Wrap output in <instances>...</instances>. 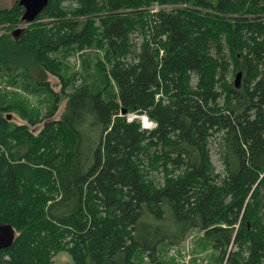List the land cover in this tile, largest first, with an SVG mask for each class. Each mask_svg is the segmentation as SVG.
Returning a JSON list of instances; mask_svg holds the SVG:
<instances>
[{"label": "trees", "instance_id": "obj_1", "mask_svg": "<svg viewBox=\"0 0 264 264\" xmlns=\"http://www.w3.org/2000/svg\"><path fill=\"white\" fill-rule=\"evenodd\" d=\"M23 13L0 8V81L53 101L39 120L0 96V264H173L193 231L219 264H264V0H51L14 37Z\"/></svg>", "mask_w": 264, "mask_h": 264}, {"label": "rangeland", "instance_id": "obj_2", "mask_svg": "<svg viewBox=\"0 0 264 264\" xmlns=\"http://www.w3.org/2000/svg\"><path fill=\"white\" fill-rule=\"evenodd\" d=\"M18 0H0V8H10L15 2ZM75 7V5H74ZM167 9V8H162L159 6H155L153 8V12H156V10L159 9ZM17 28H27V25H22L19 24L16 27H13V30ZM142 41V35L136 34L134 37V44H139ZM69 65V72L68 75H74L77 73V75H80L82 71V65L80 63V59L78 57H72L68 61ZM94 73V71H93ZM33 74L36 76L37 72L33 71ZM86 72H84V76H86ZM51 84L53 85L55 91L60 92L61 91V86L55 77L49 74H44ZM94 76V75H93ZM231 81H235V77H230ZM7 79L3 80V82L0 81V96H4L6 101L9 103H16L19 105L18 111L22 115H27L28 117H31L33 119H39L41 120L48 112L49 109L52 105L53 99L49 96L46 95H33L24 90V88L20 84H9L7 83ZM80 84V83H78ZM114 91H117V88L115 85H113ZM67 100L63 99V101L60 103L58 111L55 113L54 118L55 119H60L62 114L65 112V106H66ZM121 116H124L122 114ZM14 121L17 124H26L31 128L33 131H35L36 134L40 132V130L43 127V124H40L38 126L31 127L29 125V122L23 117H21L19 114H13ZM212 154V162L215 165L217 171L222 172L223 171V165L220 161L219 155H218V150L216 147L212 148L211 151ZM202 233L199 231H193L190 233L184 244L176 250V253H173V249H166L164 253H167L166 257L164 258V261H167L169 263L173 264H219L216 260L217 258V253L213 251L211 248L209 249H202L198 247V243L202 237ZM53 261L57 263H71V257L65 253L62 252L58 254L56 257H54Z\"/></svg>", "mask_w": 264, "mask_h": 264}, {"label": "water", "instance_id": "obj_3", "mask_svg": "<svg viewBox=\"0 0 264 264\" xmlns=\"http://www.w3.org/2000/svg\"><path fill=\"white\" fill-rule=\"evenodd\" d=\"M51 0H18L19 5L24 9L22 22L25 25L33 24L37 21L40 14L48 7ZM23 32L22 28L14 30L13 36L19 37ZM242 74L239 73L236 77V88H241ZM126 114V111L123 112ZM15 241V230L7 224L0 222V252L9 249Z\"/></svg>", "mask_w": 264, "mask_h": 264}, {"label": "built area", "instance_id": "obj_4", "mask_svg": "<svg viewBox=\"0 0 264 264\" xmlns=\"http://www.w3.org/2000/svg\"><path fill=\"white\" fill-rule=\"evenodd\" d=\"M126 116V121L128 123H133L135 121H139L141 123L142 118L147 117L146 120H144V128L146 131H152L156 128L157 124L156 123H152L154 121L150 120L149 117L146 114H140V113H129L124 115ZM177 248H173V253H176Z\"/></svg>", "mask_w": 264, "mask_h": 264}, {"label": "clouds", "instance_id": "obj_5", "mask_svg": "<svg viewBox=\"0 0 264 264\" xmlns=\"http://www.w3.org/2000/svg\"><path fill=\"white\" fill-rule=\"evenodd\" d=\"M147 119V117H144V118H142V120H141V130L143 131V130H145V128H144V120H146ZM153 124L155 123V122H152Z\"/></svg>", "mask_w": 264, "mask_h": 264}]
</instances>
